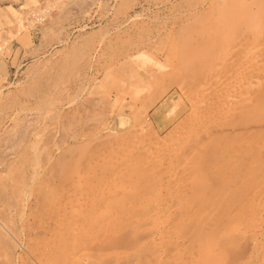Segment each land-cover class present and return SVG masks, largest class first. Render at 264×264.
Instances as JSON below:
<instances>
[{"label":"rangeland","instance_id":"374dc122","mask_svg":"<svg viewBox=\"0 0 264 264\" xmlns=\"http://www.w3.org/2000/svg\"><path fill=\"white\" fill-rule=\"evenodd\" d=\"M218 1L0 0V264H57L64 242L51 256L37 234L65 216L62 252L95 264L178 247L198 159L192 93L230 76ZM201 60L207 82L190 72Z\"/></svg>","mask_w":264,"mask_h":264},{"label":"bare ground","instance_id":"6f19581e","mask_svg":"<svg viewBox=\"0 0 264 264\" xmlns=\"http://www.w3.org/2000/svg\"><path fill=\"white\" fill-rule=\"evenodd\" d=\"M224 1L218 4H226L221 7L226 9L217 8L219 16L215 14V52L221 56V74L230 76L208 98L199 100L204 88L191 94L198 100L194 123L198 159L191 166L193 176L182 185L183 203L177 207L182 242L159 253L154 261L148 262L145 251L132 253L133 257L124 253L122 260L136 258L140 264H227L229 260L230 264H264V0ZM194 48L188 46L186 55L193 54ZM204 64L203 60L189 63L190 72L202 70V82L207 76ZM142 120L152 125L148 115ZM65 217L37 234L40 239L53 238L51 256L68 245L64 235H68L65 230L71 222ZM57 239L60 245L64 242L62 246H56ZM61 252L57 264H87L97 259L87 255L89 252ZM107 255L116 253L99 255L98 262ZM115 260L111 264H116Z\"/></svg>","mask_w":264,"mask_h":264}]
</instances>
